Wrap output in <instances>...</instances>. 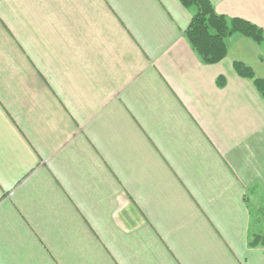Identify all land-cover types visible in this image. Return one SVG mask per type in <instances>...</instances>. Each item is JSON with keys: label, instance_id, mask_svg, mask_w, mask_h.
<instances>
[{"label": "crops", "instance_id": "crops-1", "mask_svg": "<svg viewBox=\"0 0 264 264\" xmlns=\"http://www.w3.org/2000/svg\"><path fill=\"white\" fill-rule=\"evenodd\" d=\"M196 12L0 0V264H264V46L206 64Z\"/></svg>", "mask_w": 264, "mask_h": 264}, {"label": "trees", "instance_id": "trees-1", "mask_svg": "<svg viewBox=\"0 0 264 264\" xmlns=\"http://www.w3.org/2000/svg\"><path fill=\"white\" fill-rule=\"evenodd\" d=\"M180 1L186 9H197L186 37L206 64H216L223 60L227 55L226 40L236 34L264 46V32L256 25L243 19H227L218 15L209 0ZM235 69L241 76L254 79L264 95V80H256L252 71L241 64H236Z\"/></svg>", "mask_w": 264, "mask_h": 264}]
</instances>
